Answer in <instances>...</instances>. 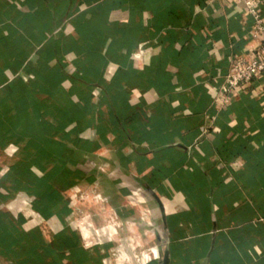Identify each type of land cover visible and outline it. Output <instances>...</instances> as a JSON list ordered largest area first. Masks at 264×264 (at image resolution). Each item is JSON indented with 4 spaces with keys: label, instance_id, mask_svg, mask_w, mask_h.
<instances>
[{
    "label": "crops",
    "instance_id": "1",
    "mask_svg": "<svg viewBox=\"0 0 264 264\" xmlns=\"http://www.w3.org/2000/svg\"><path fill=\"white\" fill-rule=\"evenodd\" d=\"M235 7L222 9L219 0H0V158L9 168L0 178V215L14 226L4 232L35 237L51 251L50 264L110 260L112 242L82 247L63 195L80 187L78 200L97 185L109 190L119 218L139 220L125 206L132 192L145 201L140 207L152 224L139 229L153 234L147 248L157 249L149 264H264V78L219 110L215 103L234 57L254 55L260 44L246 49L255 40L250 16L225 20ZM136 52L148 57L143 71ZM110 64L117 68L106 80ZM16 136L19 142L10 140ZM9 145L18 149L11 157ZM102 147L113 159L95 155ZM105 165L110 174L99 170ZM33 167L45 174L37 177ZM33 179V191L16 188ZM18 193L34 197L32 211L57 229L50 242L43 225L25 231L24 215L3 207ZM82 203V213L91 211Z\"/></svg>",
    "mask_w": 264,
    "mask_h": 264
},
{
    "label": "clouds",
    "instance_id": "2",
    "mask_svg": "<svg viewBox=\"0 0 264 264\" xmlns=\"http://www.w3.org/2000/svg\"><path fill=\"white\" fill-rule=\"evenodd\" d=\"M219 2L222 9L232 8L233 4L236 5L232 12L227 13V15L225 16V20L237 13L243 16L246 20L250 14L253 16L256 15V12H254L253 9H256L257 5L261 2H264V0H245L246 9H241L239 7L240 0H219ZM209 3H211V0H209ZM85 9L86 5L82 4L80 6V11L83 12L85 11ZM199 11H201V9L196 8V12ZM123 22L127 23V20ZM66 32H72L74 37L76 35L71 26L66 29ZM252 35L256 36L257 39L253 40L251 43L246 45V49L248 51H251L252 49L256 48L259 44L260 37L259 34L255 31V29L253 30ZM245 39H247V36L245 37ZM140 47L143 48V45H140ZM218 47H222V45H218ZM220 58L221 57L219 56L217 57V59ZM69 59H71V56L69 57ZM132 59L137 62L135 66L140 71H143L145 64L148 63V57L144 52L134 53ZM243 59L248 61L249 67L251 68V73L247 74H256L258 69L253 63V58L249 55L243 57ZM261 59L264 60V53L261 54ZM260 67L264 68V64H261ZM116 68L117 65H109V76L105 77L106 80H110L111 74L115 72ZM245 73L246 69L242 65L238 68L233 69L230 73V76H232L233 78L229 79L227 83L233 86V97L238 95L243 88H246L248 86L247 84H244L240 88L235 87L236 82L240 79V74ZM65 86L67 87V82H65ZM205 86L207 87V85ZM262 89H264V84L260 85L258 90ZM223 90L225 89L222 88V91ZM179 91L180 89H176V92ZM211 91L212 90L210 89V92ZM97 94L98 92H93L94 97L97 96ZM255 95L256 93L254 92L253 96ZM139 98L140 92L134 89L132 92L133 102H135ZM165 99H167V97H165ZM145 100H147V102L151 104L153 103L154 97L149 98V96L145 94ZM95 102L96 101L94 99L93 103ZM215 103L217 110H219L222 106L229 104L230 100L222 96H217ZM262 104H264V101H262ZM178 105V100L174 101L172 104L173 107H177ZM188 113L189 109L185 108V114ZM149 115L151 114L149 113ZM177 115H179V113ZM213 119H215V117ZM235 125L236 120L233 119L229 123V127H235ZM209 126H211V124ZM213 130L216 133L220 131L219 128H214ZM108 139L109 141H111L114 139V136L109 133ZM17 150V147L9 145L8 148L5 149V152L8 157H11L15 152H17ZM130 151L131 149H126L125 154ZM201 154L203 155V153ZM95 155L98 157L113 159V156L110 154V152L103 147L100 149V151L96 152ZM148 159L150 160L152 159V157L149 156ZM99 170L102 173L110 174L111 166L105 165L100 167ZM8 171L9 168L2 164V158H0V178H3L8 173ZM31 171L35 173L37 177H42L45 174L39 172L35 167H33ZM150 171H152L151 168H149L142 175H147ZM132 174L136 175L134 169ZM164 183L165 185H167V181H165ZM88 191L89 193L95 194L81 196L79 200H77V193L81 192L80 187H77L74 190H68L63 193L66 198H71L70 207L72 208V214L74 218L72 220H69L68 223L75 225V228L77 229L81 237L82 247L87 250L92 248L93 246L102 245L103 243H105V241L112 242L115 246L109 249L108 255L110 257V260H103L101 264H149V261L156 257L157 249L155 247L147 248V245L154 241L153 234L147 229L143 232H141L139 229L140 222H143L148 225L152 224L149 209L147 207H140V205L145 204V201L139 196V193L134 191L132 192L131 196L124 198L126 207L137 210L139 214V220H136L135 218L122 219L117 216L116 211L110 205L108 199L105 197V192L109 191L105 187L92 185L89 187ZM0 192H5V190L0 189ZM115 194L119 195V193ZM20 195L21 194L18 193L16 199L3 205V207L6 208L7 211L13 212L14 216L16 215V213H22L24 215L25 220L27 221V223L23 225L25 231H28L33 227L43 225V227L41 228V232L44 236L45 241L50 242L51 237L49 233H55L57 229L50 227L47 221H45L36 212L32 211L31 199H34V197H25L23 199H19ZM133 197H135V202L133 201ZM161 199L163 200L164 198L161 197ZM82 201L86 202V208L90 209L91 211H84L82 213V216L77 219V213L80 212L81 208L85 207V204L82 203ZM182 201L183 197L177 194L176 202L180 203ZM153 207H155V205H153ZM164 207L169 212L176 211V209L173 208L167 200H164ZM29 217H31V219H29ZM144 237H146V239H143ZM146 248L147 251L144 250ZM255 251L258 255L260 254L259 248H256ZM101 254H103V252H101ZM64 264H67V261H65Z\"/></svg>",
    "mask_w": 264,
    "mask_h": 264
},
{
    "label": "trees",
    "instance_id": "3",
    "mask_svg": "<svg viewBox=\"0 0 264 264\" xmlns=\"http://www.w3.org/2000/svg\"><path fill=\"white\" fill-rule=\"evenodd\" d=\"M5 140H9V138L6 137ZM10 140L19 142L21 136L10 137ZM31 184L32 185L27 187L21 185L19 187L17 185L18 187L16 188H26L29 191H33V188L36 187L34 179L31 180ZM13 227V224H11L8 218L0 215V258L13 262V264H50L48 258L51 251L42 249V244L40 241H37L35 237H30L28 240L25 239L22 241L4 232ZM99 260V258H96L95 264H97ZM72 262L75 263L73 259Z\"/></svg>",
    "mask_w": 264,
    "mask_h": 264
},
{
    "label": "built area",
    "instance_id": "4",
    "mask_svg": "<svg viewBox=\"0 0 264 264\" xmlns=\"http://www.w3.org/2000/svg\"><path fill=\"white\" fill-rule=\"evenodd\" d=\"M240 4L244 6L246 9V3L245 0H240ZM254 12H256V15H249L252 18V32L255 29V31L259 34V41L260 44L254 53V55H250L253 58V63L258 69L256 74H247L251 73V68L249 67L248 61L243 59L241 56H235L234 59L231 61L229 69L227 74L224 77V82L223 85L221 86L219 96H222L226 99H230L233 93V86L227 81L229 79H232L233 77L230 76V73L232 72L233 69L238 68L239 66H243L246 69L245 74H240V79L236 82L235 87L240 88L242 85L247 84L248 86L246 88H243L242 91L238 94L240 95L241 93H244L246 90L250 89L251 87L254 86L257 81L260 79L264 78V68H261L260 65L264 64V60L261 59V54L264 53V17L261 9V5L258 4L256 9H253ZM253 36V35H252ZM255 39H257L256 36H253ZM222 88L225 89L222 91ZM237 96V95H236ZM81 196H85V193H80L78 195V200L80 199ZM82 212H78L77 214H81ZM103 261V260H102Z\"/></svg>",
    "mask_w": 264,
    "mask_h": 264
},
{
    "label": "water",
    "instance_id": "5",
    "mask_svg": "<svg viewBox=\"0 0 264 264\" xmlns=\"http://www.w3.org/2000/svg\"><path fill=\"white\" fill-rule=\"evenodd\" d=\"M0 264H3L1 260H0Z\"/></svg>",
    "mask_w": 264,
    "mask_h": 264
}]
</instances>
